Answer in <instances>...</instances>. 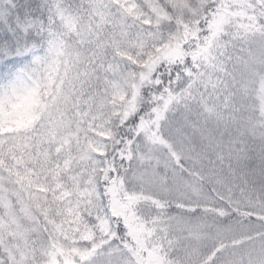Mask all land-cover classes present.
Returning a JSON list of instances; mask_svg holds the SVG:
<instances>
[{
	"label": "snow or ice",
	"instance_id": "6c2138e0",
	"mask_svg": "<svg viewBox=\"0 0 264 264\" xmlns=\"http://www.w3.org/2000/svg\"><path fill=\"white\" fill-rule=\"evenodd\" d=\"M0 264H264V0H0Z\"/></svg>",
	"mask_w": 264,
	"mask_h": 264
}]
</instances>
